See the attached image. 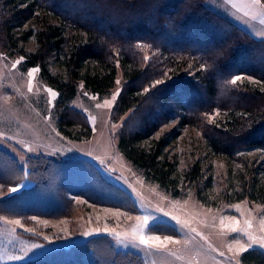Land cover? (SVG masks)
<instances>
[{"label": "trees", "instance_id": "trees-1", "mask_svg": "<svg viewBox=\"0 0 264 264\" xmlns=\"http://www.w3.org/2000/svg\"><path fill=\"white\" fill-rule=\"evenodd\" d=\"M30 40L34 50L26 47ZM0 45L7 55L24 58L23 70L40 67L41 77L59 93L58 130L75 140L92 135L87 117L70 105L77 83L107 93L120 63L125 83L112 120L130 113L118 147L147 179L175 196L188 181L197 185L203 205L216 206L209 193L211 172L200 161L180 171L168 150L191 126L201 132L209 152L229 164L222 199L264 205V85L232 82L247 75L264 84V38L254 37L207 0H0ZM219 113L223 117L211 122L209 116ZM171 121L178 126L155 138ZM16 160L0 149V182L15 185L28 177L36 183L0 198V215L27 224L32 217H68L78 209L76 196L140 211L133 196L90 160H29L28 172ZM53 170L63 173L58 187L49 178ZM91 189L96 195L86 192ZM157 224L171 226L157 222L153 233H165L155 229ZM111 239L101 235L12 264H145L140 253L116 251ZM241 262L264 264V250L248 249Z\"/></svg>", "mask_w": 264, "mask_h": 264}, {"label": "rangeland", "instance_id": "rangeland-1", "mask_svg": "<svg viewBox=\"0 0 264 264\" xmlns=\"http://www.w3.org/2000/svg\"><path fill=\"white\" fill-rule=\"evenodd\" d=\"M207 2L254 37L264 38L263 0L259 3L255 0ZM26 47L34 50V40L26 43ZM23 62L24 58L20 56L7 55L0 45V149L16 158L18 166L25 171H29V160L33 163L45 158L60 163L90 160L109 180L133 196L140 211L130 213L113 205L91 201L86 196H76L73 200L78 209L68 217H32V223L27 224L21 219L0 215V264L32 260L54 247L69 246L101 235L112 238L116 251L140 253L145 264H237V261L242 264L244 252L234 250L247 247L248 233L264 236V205L247 199L237 202L222 199L227 192L229 164L223 157L209 152L199 130L191 126L183 128L168 150L180 171L184 172L190 164L200 161L203 169L211 172L213 187L209 193L212 201L217 202L215 207L203 205L197 199V185H190L188 181L184 182L181 195L166 191L147 179L120 151V128L130 113L118 122L112 120L113 107L125 83L120 63L117 64L115 84L107 93H94L82 81L77 83V94L70 105L87 117L92 135L88 139L75 140L58 130V91L41 77L39 66L23 70ZM236 77H240L235 80L239 83L248 80L259 87L264 85L247 75ZM47 89L56 95L53 97ZM222 117L219 113L210 115L209 119L218 122ZM176 126V121L163 125L155 138ZM62 176V172L54 174L53 170L49 178L58 187L56 182ZM35 183L28 177L15 185L0 182V198L20 193ZM86 192L96 195L92 189ZM157 222L171 226L165 224L161 228L157 224L155 229H163L165 233H153L151 226ZM233 227L247 231L233 232ZM134 231L145 237H159V242L141 244L134 238ZM252 248L264 250V245L253 243L247 250Z\"/></svg>", "mask_w": 264, "mask_h": 264}, {"label": "snow or ice", "instance_id": "snow-or-ice-1", "mask_svg": "<svg viewBox=\"0 0 264 264\" xmlns=\"http://www.w3.org/2000/svg\"><path fill=\"white\" fill-rule=\"evenodd\" d=\"M255 2L259 3V0H255ZM17 63H19V61H17ZM239 79H240V77L235 78V80H239ZM235 80H233L232 82L235 83ZM157 83H159V82H157ZM29 90H31V84H29ZM47 91L49 93H51V95L53 97L56 95V93L53 92L51 89H47ZM113 99H115V96L113 97ZM107 104H108V102L106 101L105 105H107ZM98 107H99V105H98ZM17 223H19V222L17 221ZM246 223L249 224V227L251 226L250 222H246ZM232 231L233 232H237V231H245L246 232L247 230L233 227ZM133 236H134V238H137L141 244H144V245H151L154 242H159V237H154V238L153 237H145L144 235H138V233L136 231L133 232ZM248 239H249V243H248L247 247L240 246V247L236 248L234 251L237 253H243V252L247 251V248H250L253 243L264 245V236L256 237V236L252 235L251 233H248ZM230 250H232L231 246H230ZM237 264H240V262L237 261Z\"/></svg>", "mask_w": 264, "mask_h": 264}]
</instances>
